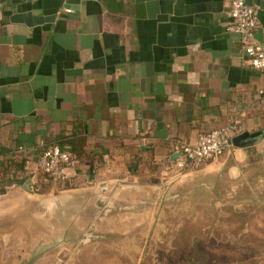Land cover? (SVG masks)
Instances as JSON below:
<instances>
[{"label": "crops", "instance_id": "obj_1", "mask_svg": "<svg viewBox=\"0 0 264 264\" xmlns=\"http://www.w3.org/2000/svg\"><path fill=\"white\" fill-rule=\"evenodd\" d=\"M229 22L226 0H0L6 232L25 248L91 224L128 233L195 186H208L212 206L251 207L263 228L264 138L174 177L178 149L201 133L264 131V70L245 64ZM253 38L264 45V13ZM51 146L80 154L71 187L33 192L48 183L37 166Z\"/></svg>", "mask_w": 264, "mask_h": 264}, {"label": "rangeland", "instance_id": "obj_2", "mask_svg": "<svg viewBox=\"0 0 264 264\" xmlns=\"http://www.w3.org/2000/svg\"><path fill=\"white\" fill-rule=\"evenodd\" d=\"M208 189H184L167 209L157 204L152 226L116 233L91 224L80 238L39 248L22 247L1 220L0 264H264L260 218L248 216L251 207L212 206Z\"/></svg>", "mask_w": 264, "mask_h": 264}, {"label": "built area", "instance_id": "obj_3", "mask_svg": "<svg viewBox=\"0 0 264 264\" xmlns=\"http://www.w3.org/2000/svg\"><path fill=\"white\" fill-rule=\"evenodd\" d=\"M230 22L225 31L239 38L245 64L255 71L264 70V45L254 41L253 33L258 24V15L264 13V0L247 5L244 0H226ZM237 131L235 124L201 133L194 144H182L173 161L175 182L186 174L197 172L209 162L228 153L232 136ZM75 159L57 146L44 149L38 160V171L53 183L66 180Z\"/></svg>", "mask_w": 264, "mask_h": 264}, {"label": "water", "instance_id": "obj_4", "mask_svg": "<svg viewBox=\"0 0 264 264\" xmlns=\"http://www.w3.org/2000/svg\"><path fill=\"white\" fill-rule=\"evenodd\" d=\"M247 5H252L251 0H244ZM264 138V131L263 132H258L253 135L249 134H242L232 140V144L235 146H252L254 144L259 143L262 139ZM242 141H245L244 143H241Z\"/></svg>", "mask_w": 264, "mask_h": 264}, {"label": "trees", "instance_id": "obj_5", "mask_svg": "<svg viewBox=\"0 0 264 264\" xmlns=\"http://www.w3.org/2000/svg\"><path fill=\"white\" fill-rule=\"evenodd\" d=\"M60 147L62 148V145H60ZM70 154L73 156L74 159H76V157L80 156L79 153H76L75 155L73 153H70ZM12 166H14V165L13 164H10L9 167H7V169H5V170L2 171V173H1L2 174V177H5V175L10 174V171L12 170L11 169ZM42 176H43L44 180H46L48 183H46L45 186H43V187H41L40 184H39L40 186H38L37 183L33 184L31 186L33 192H36V193H45L46 191H48L50 189V187L52 185H54V184H59L60 185V183H62V182H60V183H53V182L49 181L44 175H42ZM63 182H64L63 183V186H62L63 188H69V187H71L66 181H63ZM62 187L59 186V188H62Z\"/></svg>", "mask_w": 264, "mask_h": 264}]
</instances>
